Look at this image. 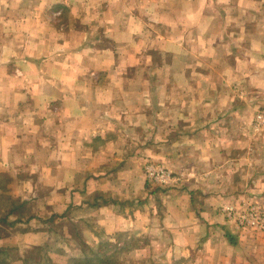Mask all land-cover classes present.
I'll use <instances>...</instances> for the list:
<instances>
[{"label":"crops","instance_id":"crops-1","mask_svg":"<svg viewBox=\"0 0 264 264\" xmlns=\"http://www.w3.org/2000/svg\"><path fill=\"white\" fill-rule=\"evenodd\" d=\"M263 100L264 0H0V264L53 235L264 264L263 234L222 211L264 200ZM148 160L180 184L152 186Z\"/></svg>","mask_w":264,"mask_h":264},{"label":"rangeland","instance_id":"rangeland-1","mask_svg":"<svg viewBox=\"0 0 264 264\" xmlns=\"http://www.w3.org/2000/svg\"><path fill=\"white\" fill-rule=\"evenodd\" d=\"M238 89V88H237ZM245 90L247 91L248 89L245 88ZM240 92H243L242 90H239ZM246 96V95H245ZM262 105L259 106L257 109H251V113L249 114V121L251 123V126L253 127V129H257V131H264V125H258L256 123V117L259 113H263L264 114V100L261 103ZM251 115V116H250ZM253 115V116H252ZM253 118V119H252ZM252 120V121H251ZM192 121V120H191ZM245 119L243 120H228L226 121L228 124H225L224 126H230L231 124H233L232 127H237L240 129L238 131H251V127H247V121H245ZM245 123V126H244ZM254 131V130H253ZM150 162H155L152 160H148L146 163H150ZM158 163V162H155ZM160 165H163L161 163H159ZM164 166V165H163ZM166 167V166H164ZM169 168V167H167ZM171 169V168H170ZM176 171V170H174ZM177 173H180V171H176ZM182 177V176H181ZM154 187H157L161 190H163L162 187H160L159 185H153ZM246 203H257L258 205H261V207H264V200L262 201H254V202H240V203H233V205H236L238 207H243ZM229 205H232L229 204ZM263 205V206H262ZM228 206V205H227ZM226 207V206H225ZM221 208V206H220ZM224 208V206H222V209ZM251 232L249 233H253V234H263L261 237H264V231H255L254 229L250 230ZM84 237H82L83 239ZM49 243H48V250H43L41 253H38L36 251L33 252L34 258L38 259L41 261V264H47V262H51V264H74L75 263V259L78 258H90L89 253H90V248L87 244H86V240L83 241L82 243H85L87 246L83 247L82 249L77 248V246H72L73 244H71V242L69 240H67L66 238L59 236V235H53L49 237ZM60 247L65 248L64 252H60L59 249H61ZM92 249H97V248H92ZM101 249L103 250L104 248L101 247ZM112 253V252H110ZM50 254V256H49ZM53 256V259L52 257ZM128 258L131 261H126V262H122V264H152L151 262L147 261V255L142 252V256H140V254H136V253H132V254H128ZM143 257V261H141V258ZM123 256L120 255V259L122 260Z\"/></svg>","mask_w":264,"mask_h":264},{"label":"built area","instance_id":"built-area-1","mask_svg":"<svg viewBox=\"0 0 264 264\" xmlns=\"http://www.w3.org/2000/svg\"><path fill=\"white\" fill-rule=\"evenodd\" d=\"M256 123L264 125L263 113L257 115ZM144 169L148 183L159 185L164 190L177 187L182 180L181 174L159 163H146ZM222 211L228 220L235 223L238 229L264 231V207L257 203H246L243 207L232 204L224 207Z\"/></svg>","mask_w":264,"mask_h":264},{"label":"trees","instance_id":"trees-1","mask_svg":"<svg viewBox=\"0 0 264 264\" xmlns=\"http://www.w3.org/2000/svg\"><path fill=\"white\" fill-rule=\"evenodd\" d=\"M85 246L77 247L79 249H82ZM60 252H64L65 248L60 247ZM102 250L101 248L92 249L90 248L89 256L90 258H76L74 261V264H122V260L120 259V255L122 256L124 249H115L112 253H109V250L105 247ZM43 250H48L47 247H38L34 251L41 253ZM33 251V252H34ZM50 256V254H49ZM53 259V256H51ZM34 258V255H33ZM36 260V259H35ZM33 264H41L40 260H36ZM47 264H51V262H47Z\"/></svg>","mask_w":264,"mask_h":264}]
</instances>
